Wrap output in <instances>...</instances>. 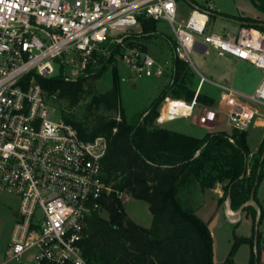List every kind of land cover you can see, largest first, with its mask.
I'll return each mask as SVG.
<instances>
[{"label":"built area","instance_id":"2783aa9c","mask_svg":"<svg viewBox=\"0 0 264 264\" xmlns=\"http://www.w3.org/2000/svg\"><path fill=\"white\" fill-rule=\"evenodd\" d=\"M210 10L215 9L193 4L183 16L179 0H0V192L19 202L8 261L92 264L81 247L87 219L106 211L114 191L102 164L108 138L81 139L51 105L57 94L49 95L34 73L49 79L58 64L65 65L66 80H71L69 67L79 76L117 47L114 58L130 72L122 82L162 77L170 61L153 57L135 37L143 32L142 19L162 20L172 28L174 55L180 60L193 64V53L214 52L250 63L263 77L249 96L221 86L218 107L199 113V91L191 101L168 95L154 125L177 120L170 115L195 118L200 126L217 124L222 117L246 132L264 120V31L242 27L235 34L213 32ZM170 100H183L189 113L167 110L164 116ZM226 214L235 223L237 213L228 208Z\"/></svg>","mask_w":264,"mask_h":264},{"label":"trees","instance_id":"16d2710c","mask_svg":"<svg viewBox=\"0 0 264 264\" xmlns=\"http://www.w3.org/2000/svg\"><path fill=\"white\" fill-rule=\"evenodd\" d=\"M250 1L264 12V0ZM210 18L264 31V22L250 17L210 10ZM141 25L143 32L135 37L149 39L157 34L155 21L142 19ZM171 47L174 50V43ZM117 51V47H112L110 54L100 56L97 64H88L83 73L71 80H66L65 65L49 79L34 73L37 83L49 95L57 94V101H65L70 108L91 96L89 113L98 108L118 113V117L98 116L89 124L63 113L64 120L74 126L81 139L89 141L102 135L109 140L102 161L106 181L112 183L114 190L105 203L109 217L93 212L87 219L81 241L85 258L92 264H235V246L225 262H215L214 238L208 224L193 209L185 207L179 196L182 190L196 185L205 191L225 183L218 204L225 205L230 199L232 210L249 209L256 222L257 210L252 205L244 206L254 195L261 212L260 225L264 209L257 191L264 177V140L258 149L259 156L250 164L247 132L233 129L231 133L208 132L197 138L154 125L158 107L174 87L177 90L173 98L191 101L195 97L191 88L195 72L175 55L171 61V81L160 91L147 115L128 121L119 80L105 93H93L96 81L113 62ZM197 102L212 107L216 100L200 91ZM119 193L149 205V228L138 225L125 213ZM255 235L252 240H243L253 245L250 264L260 261L261 233L258 231L257 248Z\"/></svg>","mask_w":264,"mask_h":264},{"label":"rangeland","instance_id":"374dc122","mask_svg":"<svg viewBox=\"0 0 264 264\" xmlns=\"http://www.w3.org/2000/svg\"><path fill=\"white\" fill-rule=\"evenodd\" d=\"M179 4L183 16H187L189 14L191 9L193 8V4L205 8H208L211 5L217 12H223L236 17L241 16L240 14H242V12H245L246 14L249 13V9H251L252 7L256 8L250 0H179ZM260 13V17L253 19L264 22V12L260 11ZM221 20L222 19L220 18H210V30L213 32H218L222 35H227L228 33L235 34L239 31L240 28L246 27L234 23L231 28H228L223 25ZM173 37L174 36L172 28L161 20L157 23L156 35L152 36L149 39L146 37H141L136 38V40L137 42L146 46L151 55L156 59L160 61L168 60L171 63L172 58L174 57V50L171 47V43H173ZM226 60L227 59L221 58V56L219 57L214 52L207 55V57H200L197 53L192 54L193 64H189V66L191 67L193 72H195V77L193 79L194 85H192L191 88L195 91V95L198 91H201L204 94L214 97L216 102L215 105L211 108L218 107L220 90L209 82H204L203 85H201L200 77L202 74H206L205 68H203L204 66L202 64L206 66L214 65L219 69L220 64ZM60 69L61 66L58 64L56 66V75L59 74ZM170 69L171 65L166 70L165 76L163 77L144 78L139 81L132 78L128 83H125L122 82V78L129 76L130 72L125 68V66L119 59L115 58L113 62L108 65L101 78L96 81L93 93H105L113 87L117 80H119L122 106L125 109L128 121L134 122L140 115L148 112V109L152 106L160 91L167 84H169V82L171 81ZM233 72L232 73L234 76L232 78V89L238 92L241 91L250 93L252 87L249 88V86L252 85L254 83L253 80H256L259 76L256 69H254V67L235 65V67L233 68ZM261 75V77H263L262 73ZM68 76L71 78H75L78 76V74L69 67ZM227 76L228 75H224V77L219 78V80H226L228 79ZM176 90L177 87H174L168 95L174 97V91ZM90 102L91 96H88L77 106L70 108L65 101H57L54 99L50 100L51 105L57 108V110L59 109L62 111V113H66L68 116H71L72 118L85 124H89L98 116L118 117L117 112H107L103 108H98L94 110L93 113H89L88 106L90 105ZM161 105L162 103L158 107V110ZM202 108H206V106L199 104V107L196 109V113H199ZM196 116L197 114L195 115V117ZM59 117L60 114L57 113V115L55 116V120H58ZM196 121L197 120L195 118H179L175 120L173 124H171V127L183 131L184 133L194 132L197 135L206 134L209 130H215L216 132L224 131L227 133H231L233 130L230 122L227 119H223L222 117L219 119L217 124H209V126L203 127L198 126ZM260 121L261 120H259V122ZM193 123L195 124V126L192 125ZM263 123L264 121H261L259 125H262ZM246 132L250 148L249 163L251 164L253 160L259 156L258 149L260 148V145L264 140V127L256 128L255 126H252ZM224 186L225 183H217L213 189L209 190H211L212 194H214L219 200V198L224 195ZM190 189L191 188L184 189L185 191L189 190L186 192L182 190L179 198L181 199L185 207L193 209L195 211L196 207L204 204L207 195L201 191L199 185L192 187L191 190ZM122 202H124L127 210L138 225L143 227L144 225H148V227L146 228H149L151 226L152 214L146 202L135 201L126 193H124L122 196ZM213 202L214 201H209L207 203L206 209L203 212H207L210 218V227L212 236L214 238V260L217 263L225 262L235 246V251L233 253L234 263L250 264L253 245L252 243L243 240H252L255 235L254 233L256 232V222L254 221V217L251 211L249 209L243 210L241 215H239L241 209H239L238 211L232 210L233 212L238 213L239 216L238 222L233 223L229 221V218L227 217L226 202L225 205H219L217 203L216 206L215 204H213ZM18 204V198H16L14 195L0 192V264H18V262L16 261H8L10 257L8 246L11 238V233L17 219ZM101 215L105 218L109 217L107 211H101ZM261 224L259 225L260 233L263 229Z\"/></svg>","mask_w":264,"mask_h":264},{"label":"crops","instance_id":"0c3cea01","mask_svg":"<svg viewBox=\"0 0 264 264\" xmlns=\"http://www.w3.org/2000/svg\"><path fill=\"white\" fill-rule=\"evenodd\" d=\"M249 13H245V12H242V14H240L241 16H243V17H250V18H257V17H260V15H261V13H260V11L258 10V9H256V8H254V7H252L251 9H249ZM221 19V18H220ZM221 22L223 23V25L225 26V27H228V28H231L233 25H234V22H231V21H228V20H224V19H222L221 20ZM236 25V24H235ZM200 57H207V56H203V55H200V54H198ZM217 55V54H216ZM220 57V56H219ZM221 58H225V59H227L226 61H224V62H222L221 64H220V68L218 69V67H215L214 65H209V66H206V65H204V64H202L204 67L203 68H205V71H206V74H202L201 75V80L202 79H204V81H203V83L204 82H209L210 84H212L213 86H215V87H217L220 91H221V89H220V87L221 86H224V87H229V88H231L232 89V83H233V68L235 67V65H243V66H248V67H254L253 65H251L250 63H248V62H246V61H243V60H239V59H237V58H234V57H232V56H224V57H221ZM237 67H239V66H237ZM254 69H256V71L258 72V74H259V76H258V78L255 80H253V84L252 85H250L249 86V88H251L252 87V90H251V92L250 93H248V92H238V91H236V92H238V93H240V94H243V95H247V96H249V95H252L253 93H254V91H255V89L257 88V86L259 85V83L261 82V80H262V75H261V73L263 74V72L261 71V70H259L258 68H256V67H254ZM233 72V73H232ZM198 74H200V73H198ZM224 75H228L227 77H228V79H223L222 81H220L219 80V78H221V77H224ZM165 76V75H164ZM163 77V76H162ZM157 78H159V77H157ZM201 80H200V82H201ZM203 83L201 84V85H203ZM250 84V83H249ZM246 86V85H245ZM235 91V90H234ZM171 102L169 103V104H167L166 105V107H165V111H164V116H165V114H166V112H167V110H169V111H171V108H172V105H173V103H175V102H184L183 100H170ZM261 121H264L263 119H260ZM175 121V120H174ZM174 121H172V122H170V123H168V124H166V125H164L163 127H165V128H167V129H170V130H174V131H177V132H181V133H184L183 131H180V130H178V129H176V128H172L171 127V124H173V122ZM260 121V122H261ZM196 123L198 124V122L196 121ZM192 125H194L195 126V124L193 123ZM198 126H200L199 124H198ZM255 126V125H254ZM201 127H203V126H201ZM256 128H263L264 127V123L262 124V125H259V126H255ZM215 130H209L208 132H214ZM207 132V133H208ZM216 132V131H215ZM185 134H188V135H192V136H194V137H197V138H201V137H203L204 136V134H202V135H197V134H195L194 132L192 133V132H188V133H185ZM192 189V188H191ZM190 189V190H191ZM185 191V190H184ZM186 191H189V190H186ZM185 191V192H186ZM202 191V190H201ZM219 191V190H218ZM204 194H206L207 195V197H206V199H205V201H204V204H201V206H199V207H196V210H195V212H196V214L202 219V220H204L207 224H208V226H209V228H210V230H211V227H210V218H209V216H208V213L206 212V213H204L203 211L206 209V206H207V203L209 202V201H214L213 202V204H215V206H216V204L218 203V198L214 195V194H212V192H211V190H205V191H202ZM190 193V192H189ZM133 199V198H132ZM257 199L259 200V202L262 204V206H263V209H264V177H263V179H262V181H261V183H260V185H259V188H258V191H257ZM135 201H141V200H137V199H134ZM142 202H144V201H142ZM123 206H124V210H125V212L127 213V215L133 220V221H135L134 219H133V217H132V215L129 213V211L127 210V208H126V205L124 204V202H123ZM149 206V205H148ZM262 227H263V229H262V231H261V237H260V243H259V251H260V262H259V264H264V219H263V221H262ZM144 227H148V225H144ZM212 232V231H211ZM259 232H260V229H259ZM216 262V261H215Z\"/></svg>","mask_w":264,"mask_h":264},{"label":"water","instance_id":"95a60500","mask_svg":"<svg viewBox=\"0 0 264 264\" xmlns=\"http://www.w3.org/2000/svg\"><path fill=\"white\" fill-rule=\"evenodd\" d=\"M231 22H234V21H231ZM179 117L177 115H170L169 116V119H178ZM264 160V154L262 156V161ZM227 209L230 208V199L227 200ZM252 205L256 210H257V218H256V235H255V248H257V235H258V231H259V222H260V219H261V212H260V209H259V206L257 204V202L255 201V198H254V195L251 196L250 200L244 205ZM227 209H226V212H227ZM242 213V208L239 212V215H241ZM237 220L235 221L238 222L239 220V216H238V213H237Z\"/></svg>","mask_w":264,"mask_h":264},{"label":"bare ground","instance_id":"6f19581e","mask_svg":"<svg viewBox=\"0 0 264 264\" xmlns=\"http://www.w3.org/2000/svg\"><path fill=\"white\" fill-rule=\"evenodd\" d=\"M190 106L187 105L185 102H175L172 105L171 111L174 113H178L179 115H185L188 114L190 111Z\"/></svg>","mask_w":264,"mask_h":264}]
</instances>
